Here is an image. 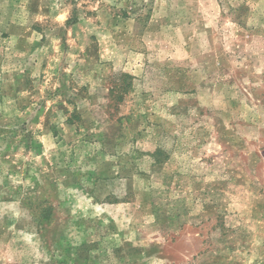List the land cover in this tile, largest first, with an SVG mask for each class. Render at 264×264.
Wrapping results in <instances>:
<instances>
[{
    "label": "rangeland",
    "instance_id": "374dc122",
    "mask_svg": "<svg viewBox=\"0 0 264 264\" xmlns=\"http://www.w3.org/2000/svg\"><path fill=\"white\" fill-rule=\"evenodd\" d=\"M0 264H264V0H0Z\"/></svg>",
    "mask_w": 264,
    "mask_h": 264
}]
</instances>
